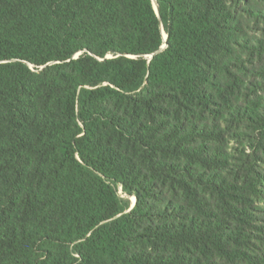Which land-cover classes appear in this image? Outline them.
<instances>
[{"label":"trees","instance_id":"trees-1","mask_svg":"<svg viewBox=\"0 0 264 264\" xmlns=\"http://www.w3.org/2000/svg\"><path fill=\"white\" fill-rule=\"evenodd\" d=\"M156 2L0 0V264H264V0Z\"/></svg>","mask_w":264,"mask_h":264},{"label":"water","instance_id":"water-1","mask_svg":"<svg viewBox=\"0 0 264 264\" xmlns=\"http://www.w3.org/2000/svg\"><path fill=\"white\" fill-rule=\"evenodd\" d=\"M152 3H153V7H154L155 12H156L157 15H158V4H157L156 0H152ZM160 27H161V30H162V32H163L164 38H165V40H166V34H165L164 30H163L162 24L160 25ZM166 45H167V43L165 42V43L160 47V49H159L158 51H156V52H160L161 50H163V49L166 47ZM153 54H154V53H153ZM153 54H150V55H149V58H151V57L153 56ZM77 55H78V54H77ZM77 55H76V56H77ZM76 56H75V57H76ZM134 201H135V200H134ZM134 201H133V203H132L131 206H133Z\"/></svg>","mask_w":264,"mask_h":264},{"label":"rangeland","instance_id":"rangeland-1","mask_svg":"<svg viewBox=\"0 0 264 264\" xmlns=\"http://www.w3.org/2000/svg\"><path fill=\"white\" fill-rule=\"evenodd\" d=\"M131 202L133 203V199H131Z\"/></svg>","mask_w":264,"mask_h":264}]
</instances>
